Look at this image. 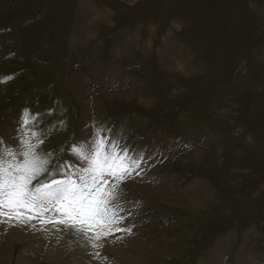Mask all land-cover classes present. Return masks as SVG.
Masks as SVG:
<instances>
[{"label":"rangeland","instance_id":"obj_1","mask_svg":"<svg viewBox=\"0 0 264 264\" xmlns=\"http://www.w3.org/2000/svg\"><path fill=\"white\" fill-rule=\"evenodd\" d=\"M8 64L15 72L0 80L6 144L19 148L25 113L34 111L5 97L14 82L55 80L63 66L60 87L39 86L40 114L46 102L82 123L114 124L106 108L117 138L151 146L147 165L163 162L137 184L165 202L153 219H120L96 242L128 238L132 250L115 252L125 264H264V0H0V78ZM100 77L106 86L94 88ZM80 130L93 137L85 124ZM78 233L34 253L9 237L44 238L0 223V264H65V251L77 257L71 264H100L101 250Z\"/></svg>","mask_w":264,"mask_h":264},{"label":"snow or ice","instance_id":"obj_2","mask_svg":"<svg viewBox=\"0 0 264 264\" xmlns=\"http://www.w3.org/2000/svg\"><path fill=\"white\" fill-rule=\"evenodd\" d=\"M22 123L19 148L0 140V223H29L54 211L59 215L41 219V223L75 229L99 247L96 241L114 228L119 230L122 217L115 211L117 190L139 167V160L98 129L91 142L72 146L76 164L57 163L49 172L51 154L38 151L44 143L40 134L29 133L36 137L35 144L24 138L27 112Z\"/></svg>","mask_w":264,"mask_h":264},{"label":"bare ground","instance_id":"obj_3","mask_svg":"<svg viewBox=\"0 0 264 264\" xmlns=\"http://www.w3.org/2000/svg\"><path fill=\"white\" fill-rule=\"evenodd\" d=\"M86 6V5H85ZM46 9V8H45ZM49 29V28H48ZM150 45V44H149ZM110 77V76H109ZM117 80V79H116ZM114 82H115V79L113 80ZM172 81V80H171ZM110 86V85H109ZM92 88V87H91ZM168 88H170V87H168ZM90 89V88H89ZM193 152V151H192ZM190 163V162H189ZM158 178V177H157ZM157 191V190H156ZM189 199H190V197H189ZM193 200V199H192ZM195 201V200H194ZM193 201V202H194ZM123 224V223H122ZM10 241H11V243L12 244H15V243H18V244H21L22 245V243H25V245L26 244H30L31 245V248H32V251L34 252V253H37V252H41V250H42V247H43V240L42 239H40V240H38V239H32V240H29L30 242H28V241H23L21 238H18L16 235H14V234H12L10 237ZM37 240V241H36ZM258 242V241H257ZM14 246V245H13ZM9 249H11V245L8 247ZM10 252V251H9ZM116 252V254H120V253H122L123 252V250H122V248L119 246L118 247V249H117V251H116V249L114 250V253ZM15 254V253H14ZM10 255V254H9ZM25 255V254H24ZM21 257L20 258H24L22 255H20ZM52 257H53V255H52ZM19 258V259H20ZM28 258V257H27ZM53 259V258H52ZM57 259H59V254L57 253L56 254V257H55V259H53L52 260V262L53 263H55V261L57 260ZM77 259V257L74 255V254H71V255H69V257H68V260H67V262L65 263V264H71V262L73 261V260H76ZM51 261V260H50ZM73 263V262H72ZM75 263V262H74ZM18 264H23V262L22 261H20V262H18ZM51 264V263H50ZM76 264V263H75Z\"/></svg>","mask_w":264,"mask_h":264},{"label":"trees","instance_id":"obj_4","mask_svg":"<svg viewBox=\"0 0 264 264\" xmlns=\"http://www.w3.org/2000/svg\"><path fill=\"white\" fill-rule=\"evenodd\" d=\"M23 81H25V80H23ZM22 84H23V82H19V83H17V81L14 82V87H13V89L15 90V89L21 88L20 85H22ZM7 89H8V88H7Z\"/></svg>","mask_w":264,"mask_h":264}]
</instances>
